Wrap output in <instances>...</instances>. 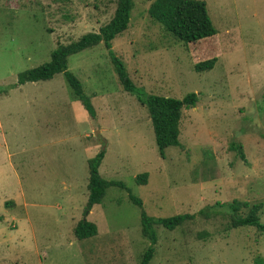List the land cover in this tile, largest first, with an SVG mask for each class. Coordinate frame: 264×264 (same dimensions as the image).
Returning a JSON list of instances; mask_svg holds the SVG:
<instances>
[{
	"label": "rangeland",
	"instance_id": "obj_1",
	"mask_svg": "<svg viewBox=\"0 0 264 264\" xmlns=\"http://www.w3.org/2000/svg\"><path fill=\"white\" fill-rule=\"evenodd\" d=\"M133 1L129 29L112 49L146 93L198 94L197 106L183 111L181 147L161 157L147 107L124 90L103 43L69 58L93 118L64 74L0 93V264H141L151 242L125 190L110 188L87 216L95 237L74 234L86 218L88 162L101 151L102 177L123 182L149 216L196 215L173 231L156 226L150 264L264 258V233L230 229L229 214L212 208L263 204L264 224V0H200L218 34L191 44L151 18L155 0ZM115 11L110 0H0V90L50 62L60 45L98 33ZM211 59L213 70L196 71ZM142 174L146 185L137 182ZM207 208L210 217L200 216Z\"/></svg>",
	"mask_w": 264,
	"mask_h": 264
},
{
	"label": "trees",
	"instance_id": "obj_2",
	"mask_svg": "<svg viewBox=\"0 0 264 264\" xmlns=\"http://www.w3.org/2000/svg\"><path fill=\"white\" fill-rule=\"evenodd\" d=\"M110 1L116 5L114 17L98 33H88L76 42H72L69 45H60L52 52L50 62L20 73L16 86L4 88L0 90V93L6 94L9 90L27 83L50 81L56 75L64 74L75 98L85 104L89 114L93 118L96 114L94 107L91 105L90 98L86 95L81 81L69 70V58L103 43L109 51L112 64L124 90L136 96L137 100L143 106L147 107L154 128L159 153L162 158H165L166 150L169 147H181L180 125L183 118V111L184 109L197 106L199 96L196 93H190L183 99L164 97L148 94L136 86L124 62L115 55L112 49V42L129 29L134 1ZM149 14L167 33L184 44L196 43L218 34L208 13L207 4L204 1L155 0L150 6ZM216 63L217 59L202 62L196 66V71H211L214 69ZM233 148L238 151L242 159H245L241 145L234 144ZM105 154V151H101L88 162L90 177L88 185L89 196L85 207L86 218L78 223L74 234L80 241L95 237L98 234V227L94 223L89 222L87 216L96 205L102 204L110 188L125 190L128 192L131 202L141 209L142 232L151 242L141 264H150L154 258L155 246L158 243L156 226H163L173 231L182 227L188 221L194 220L196 215L183 214L169 218L149 216L144 209L143 201L134 196L132 191L123 182L108 181L102 177L100 167L104 161ZM137 182L140 185H146L148 182V174L139 175ZM262 206L263 204L251 205L248 202L235 200L229 204L218 203L212 208L221 207L229 214L231 219L230 229L253 227L261 233H264V224L261 223L259 216ZM209 209L211 208L201 210L199 215L209 218ZM256 263L264 264V258H258Z\"/></svg>",
	"mask_w": 264,
	"mask_h": 264
}]
</instances>
